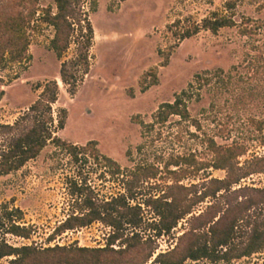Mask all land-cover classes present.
<instances>
[{"label": "rangeland", "instance_id": "374dc122", "mask_svg": "<svg viewBox=\"0 0 264 264\" xmlns=\"http://www.w3.org/2000/svg\"><path fill=\"white\" fill-rule=\"evenodd\" d=\"M84 1L89 7L90 0ZM227 1L98 0V9L91 14L96 36L93 65L74 96L61 80V61L49 45L54 28L43 24L31 33V62L10 64L0 71V94L4 92L0 123L13 124L22 108L36 101L40 93L36 86L57 79L61 91L53 106L54 116L57 119L63 108L67 111L66 126L57 135L71 144L96 141L97 145L76 159L50 142L22 169L0 174V204L9 202L21 208L23 223L34 227L32 238L8 235L10 243L39 249L56 245L107 247L115 228L101 221L58 233L52 239L56 228L80 211L82 199L73 195L74 181H87L86 193L97 202L124 193L132 197V205L140 204L144 221L137 231L148 239L145 250L154 247L153 259L174 248L188 229H208L206 223L213 215H218L217 220L221 211L238 213L255 200L260 203L246 215L254 219L259 216L264 207L260 192L264 173L250 175L217 199L207 198L197 204L169 234L157 236L151 224L160 218L147 204L150 199L175 192L173 187L178 184L187 187L189 198L196 199L210 186L211 179L225 178V170L208 166L213 159L209 147L212 139L223 145H244L247 153L239 157L241 166L264 156V0H240L237 25L217 33L202 28L179 42L169 29L179 19L182 27H192L215 11L229 14ZM39 5L55 6L54 0H40ZM244 29L249 34H244ZM74 51L73 45L65 59ZM16 74L20 77L13 80ZM197 74L201 76L187 100L191 118L173 115L166 123H157L154 115L160 105L173 102ZM4 131L0 129V153L19 133ZM105 156L119 163L121 174H114ZM177 157L184 159L182 166H168ZM252 229L248 219L240 224L236 242L246 245ZM112 247L119 250L126 244L118 239ZM9 261L4 258L0 264ZM188 264H264V250L232 263L203 259Z\"/></svg>", "mask_w": 264, "mask_h": 264}, {"label": "trees", "instance_id": "16d2710c", "mask_svg": "<svg viewBox=\"0 0 264 264\" xmlns=\"http://www.w3.org/2000/svg\"><path fill=\"white\" fill-rule=\"evenodd\" d=\"M239 1L228 0L225 3L229 14L223 15L215 11L203 19L202 23L194 22L192 27H182L183 21L179 19L169 25V29L180 42L198 34L202 28L217 33L221 28L236 26L235 17ZM39 4L40 0H0V71L10 64L30 63L31 33L43 24L49 25L54 28V36L49 45L61 61V80L67 92L74 96L85 82L93 65L92 50L96 36L91 14L97 11L98 0H90L89 7L84 0H54L55 6L45 8ZM261 8L264 9V3ZM173 28H176V31H173ZM243 32L249 34L247 29ZM73 45V56L65 59ZM200 76L197 74L189 86L176 95L173 102L160 105L154 115L157 123H166L173 115L186 120L191 118L187 100ZM19 77L20 75L16 74L13 80ZM35 90L40 91L36 101L24 110L13 124L0 123V129L5 130L4 132L19 131L8 145L1 149L0 174L8 175L22 169L29 161L36 159L50 142L66 149L76 159L80 153H85L97 145L96 141H90L86 145L71 144L57 135L67 123L66 109H61L57 119L54 116L53 106L58 102L61 91L57 79L39 83ZM3 95L4 92L0 94V100ZM209 147L213 159L208 166L225 170L226 177L211 179L210 186L201 191L196 199L189 198L187 187L178 184L173 187L175 192L148 200V206L153 208L160 218L158 223L151 224L157 236L171 233L179 222L192 214L193 208L205 199H217L231 191L242 179L264 173V156L256 157L245 166L240 165L239 157L247 153V148L242 144L234 142L223 145L212 139ZM105 160L107 166L114 168V174H121L122 168L118 162L107 156ZM183 160L181 157L173 158L168 166H182ZM73 184V195L82 199L80 211L70 214L56 228L52 239L58 233L101 221L115 228L109 245L104 248L56 245L44 249L35 245L16 246L8 241L7 236L30 239L34 227L23 223L25 214L21 208L7 202L0 204V260L9 258L10 264H147L152 260L153 264H188L190 260L203 259L213 263H232L236 259L250 257L264 250V207L260 208L259 216H255V219L246 215L254 205L260 203L252 200L244 211L234 213L226 209L221 211L222 215L217 220L218 215H213L211 221L205 225L208 229H188L178 237L174 248L159 253L153 259L156 253L154 247L149 246V251L145 250L148 239L144 240L137 231L144 221L140 204L132 205L129 201L132 197L124 193L111 200L97 202L86 193L87 181H74ZM222 192L224 193L221 194ZM260 192L264 199V189H260ZM214 205L213 203L208 209ZM247 219L253 229L246 245L241 246L236 242L238 228ZM129 229L133 230L132 233L126 234ZM118 239H122L126 244L125 248L116 250L112 247L113 242Z\"/></svg>", "mask_w": 264, "mask_h": 264}, {"label": "crops", "instance_id": "0c3cea01", "mask_svg": "<svg viewBox=\"0 0 264 264\" xmlns=\"http://www.w3.org/2000/svg\"><path fill=\"white\" fill-rule=\"evenodd\" d=\"M29 106H30V105H28V106H26V107H24V108H22V109H24V110H25V109H27Z\"/></svg>", "mask_w": 264, "mask_h": 264}]
</instances>
